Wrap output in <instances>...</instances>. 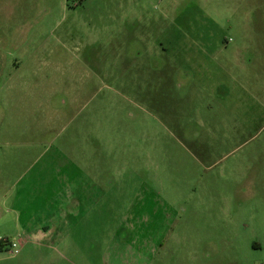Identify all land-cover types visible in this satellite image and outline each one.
I'll use <instances>...</instances> for the list:
<instances>
[{"label":"rangeland","instance_id":"1","mask_svg":"<svg viewBox=\"0 0 264 264\" xmlns=\"http://www.w3.org/2000/svg\"><path fill=\"white\" fill-rule=\"evenodd\" d=\"M34 164L87 181L44 264H264V0H0V181Z\"/></svg>","mask_w":264,"mask_h":264},{"label":"crops","instance_id":"2","mask_svg":"<svg viewBox=\"0 0 264 264\" xmlns=\"http://www.w3.org/2000/svg\"><path fill=\"white\" fill-rule=\"evenodd\" d=\"M35 164L37 166L39 163ZM35 164L33 171L28 170V174H21L22 170L12 178L4 175L6 181H0L3 183L0 193V238L2 235L6 238L20 236L18 255H11L14 256L13 263H6L7 258L0 255V264L51 262V254L55 252V248L66 246L67 241L72 239L69 232L73 228V204H80L79 198L83 197L82 190L85 188L83 182L87 181H82L83 177L78 175L75 180L78 186L75 189L80 188L81 191L75 190L74 193L72 185L75 182H72V178L68 179L67 174L59 171L65 177L61 175L59 180L54 177L50 181L53 170L47 175L45 168L35 169ZM8 166L17 168L18 162L11 161ZM66 169L72 174L73 167L71 170L68 167ZM25 179L29 181L24 182ZM56 184H60L61 189ZM51 185L54 186L52 191ZM74 198L80 201L73 203ZM2 250L7 251V245H0V251Z\"/></svg>","mask_w":264,"mask_h":264},{"label":"built area","instance_id":"3","mask_svg":"<svg viewBox=\"0 0 264 264\" xmlns=\"http://www.w3.org/2000/svg\"><path fill=\"white\" fill-rule=\"evenodd\" d=\"M19 237L20 236H17L15 238H6V237L0 238V241L3 242L5 245H7V252L10 255H15L19 252L20 250Z\"/></svg>","mask_w":264,"mask_h":264},{"label":"trees","instance_id":"4","mask_svg":"<svg viewBox=\"0 0 264 264\" xmlns=\"http://www.w3.org/2000/svg\"><path fill=\"white\" fill-rule=\"evenodd\" d=\"M2 244L4 245V243L0 241V245H2Z\"/></svg>","mask_w":264,"mask_h":264}]
</instances>
